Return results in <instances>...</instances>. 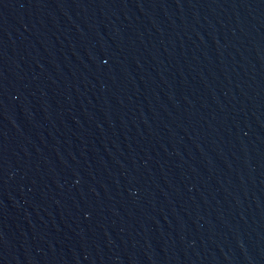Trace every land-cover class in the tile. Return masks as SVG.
Returning <instances> with one entry per match:
<instances>
[{
  "label": "water",
  "instance_id": "95a60500",
  "mask_svg": "<svg viewBox=\"0 0 264 264\" xmlns=\"http://www.w3.org/2000/svg\"><path fill=\"white\" fill-rule=\"evenodd\" d=\"M0 264H264V0H0Z\"/></svg>",
  "mask_w": 264,
  "mask_h": 264
}]
</instances>
